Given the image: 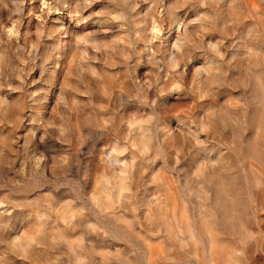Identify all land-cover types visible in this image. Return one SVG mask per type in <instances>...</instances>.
I'll use <instances>...</instances> for the list:
<instances>
[{"label":"rangeland","instance_id":"1","mask_svg":"<svg viewBox=\"0 0 264 264\" xmlns=\"http://www.w3.org/2000/svg\"><path fill=\"white\" fill-rule=\"evenodd\" d=\"M0 264H264V0H0Z\"/></svg>","mask_w":264,"mask_h":264}]
</instances>
